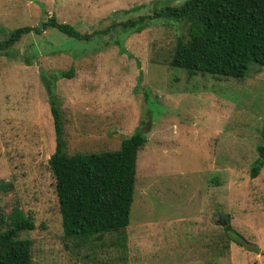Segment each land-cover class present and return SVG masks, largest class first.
I'll use <instances>...</instances> for the list:
<instances>
[{
	"label": "rangeland",
	"instance_id": "1",
	"mask_svg": "<svg viewBox=\"0 0 264 264\" xmlns=\"http://www.w3.org/2000/svg\"><path fill=\"white\" fill-rule=\"evenodd\" d=\"M182 1L0 0V42L38 29L0 48V215L8 221L16 206L32 220L19 233L30 264H264V160L249 176L264 131V65L241 78L188 74L168 63L183 22L120 25ZM50 15L89 38L39 28ZM50 100L68 154L117 149L136 130L145 137L121 231L62 233L47 165Z\"/></svg>",
	"mask_w": 264,
	"mask_h": 264
},
{
	"label": "trees",
	"instance_id": "2",
	"mask_svg": "<svg viewBox=\"0 0 264 264\" xmlns=\"http://www.w3.org/2000/svg\"><path fill=\"white\" fill-rule=\"evenodd\" d=\"M139 6L120 11L128 13ZM152 18L181 21L186 26V36L176 38L168 63L183 68L188 74L241 78L248 64L264 65V0H183L178 5L154 7L148 14L127 19L120 25L138 30L145 19ZM40 25L42 30L52 27L76 39L85 40L90 36L56 21L51 15ZM30 30L38 29H14L0 42V48ZM61 74L70 76L71 71ZM50 113L55 142L47 165L54 180L62 233L80 234L87 239L93 234L121 231L128 224L136 153L145 137L136 130L121 139L117 149L68 154L61 138L59 111L53 100H50ZM262 135V142L255 148L257 157L249 168L250 177L257 174L264 160V131ZM5 218L8 221L0 215V264H30L29 242L19 237V233L31 230L32 220L16 206ZM223 228L239 237L229 224Z\"/></svg>",
	"mask_w": 264,
	"mask_h": 264
},
{
	"label": "water",
	"instance_id": "3",
	"mask_svg": "<svg viewBox=\"0 0 264 264\" xmlns=\"http://www.w3.org/2000/svg\"><path fill=\"white\" fill-rule=\"evenodd\" d=\"M217 223H218L219 225L223 226V225H225L226 222H225L223 219H219V220L217 221Z\"/></svg>",
	"mask_w": 264,
	"mask_h": 264
}]
</instances>
